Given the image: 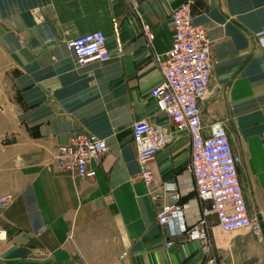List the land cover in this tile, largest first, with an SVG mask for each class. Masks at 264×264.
I'll return each instance as SVG.
<instances>
[{"label":"crops","instance_id":"crops-1","mask_svg":"<svg viewBox=\"0 0 264 264\" xmlns=\"http://www.w3.org/2000/svg\"><path fill=\"white\" fill-rule=\"evenodd\" d=\"M185 1L0 0V53L12 67L0 196L13 195L0 206V264L204 263L198 241L175 237L165 246L169 237L156 215L166 199L147 193L132 137L134 122L171 126L150 91L162 80L157 57L171 45V12ZM191 1L192 23L212 41L216 60L199 103L201 123L207 132L224 121L242 159V190L260 215L258 230L228 233L210 215L212 251L218 264H264V41L254 38L264 32V0ZM142 22L154 35L150 42ZM97 30L106 59L77 65L66 41ZM76 132L106 141L93 179L51 161L52 150ZM190 142L176 132L149 168L153 183H176L192 225L200 205L188 169Z\"/></svg>","mask_w":264,"mask_h":264},{"label":"built area","instance_id":"built-area-1","mask_svg":"<svg viewBox=\"0 0 264 264\" xmlns=\"http://www.w3.org/2000/svg\"><path fill=\"white\" fill-rule=\"evenodd\" d=\"M191 6L192 1L188 0L171 12V45L157 57L162 80L150 91L157 110L170 118L171 126L134 122L132 137L139 177L147 193L154 200L166 199L156 215L158 224L165 228L169 237L165 246H171L175 237H183L184 241H198L204 254L203 264H218L212 251L210 215L216 217V226L223 233L241 229L258 230L259 224L249 212L238 177V165L242 159L231 149L224 121L210 123L207 132L201 123L199 103L208 92L216 60L212 54V41L201 27L192 23ZM142 31L150 42L154 35L143 22ZM254 38L264 41V32L254 33ZM66 46L80 66L107 57L106 39L98 30L70 38ZM176 132H186L191 139L188 169L200 205L199 219L192 225L186 222L176 183L173 180L153 183L149 168L157 152L174 138ZM106 150L104 138L76 132L66 144L52 150L51 161L56 169L73 177L93 179V163H97ZM12 200L11 193L3 194L0 196V206L6 207ZM5 237V231L0 229V240Z\"/></svg>","mask_w":264,"mask_h":264},{"label":"rangeland","instance_id":"rangeland-1","mask_svg":"<svg viewBox=\"0 0 264 264\" xmlns=\"http://www.w3.org/2000/svg\"><path fill=\"white\" fill-rule=\"evenodd\" d=\"M11 68L12 67L7 61V59L4 56H2L0 53V152L3 151L2 149L4 146V130L6 123L8 122L7 120L10 117L8 102L11 96L10 80H9V71ZM243 191H244V195L246 196L250 214L252 216H256L258 212V208L256 207V204L252 199H250V193L246 192L245 190Z\"/></svg>","mask_w":264,"mask_h":264},{"label":"water","instance_id":"water-1","mask_svg":"<svg viewBox=\"0 0 264 264\" xmlns=\"http://www.w3.org/2000/svg\"><path fill=\"white\" fill-rule=\"evenodd\" d=\"M257 219H258V221H260V215H257Z\"/></svg>","mask_w":264,"mask_h":264}]
</instances>
